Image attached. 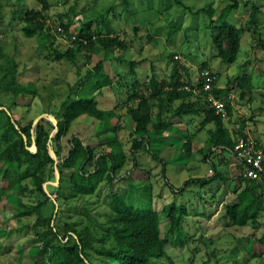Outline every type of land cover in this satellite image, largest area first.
I'll return each mask as SVG.
<instances>
[{"label":"trees","instance_id":"trees-1","mask_svg":"<svg viewBox=\"0 0 264 264\" xmlns=\"http://www.w3.org/2000/svg\"><path fill=\"white\" fill-rule=\"evenodd\" d=\"M39 1L41 7L27 8L24 0H17L8 23L17 27L25 38H43L50 47L58 35L66 37L69 40L66 49L53 48L54 60L75 67L79 82L68 86V93L56 110L45 112L36 122L35 118L27 117L31 103L16 117L17 101L27 95L33 100L37 90L32 82L19 81L18 62L0 45V93L9 97L7 106L0 103V203L11 195L18 225L13 231H0V236L16 248L19 264L26 255L36 256L41 264H157L164 258L171 261L167 252L169 244L183 247L188 240L209 244L202 237L196 239L185 233L191 219L185 205L171 202L161 212L154 209L150 171H146L143 180H135L131 175L136 170H145L141 160L149 157L161 167L164 182L174 193H182L197 183L203 187L227 181L210 158L215 151L221 155L230 153L233 158L236 138L225 126L224 112H215L208 95L219 98L230 92L233 81L219 88L216 79L209 92L184 91L183 83L191 84L193 77L188 63L176 60L174 55L168 77H161L152 69L144 80L138 67L145 60H126L121 55L116 60L104 57L89 68L93 54L121 52L128 49L127 41L107 22L95 29L89 22L71 39L69 23L51 26L47 16L49 5L46 0ZM169 1L192 17L202 18L199 26L209 36V39L205 37L211 43L212 56L228 65L236 62L241 47L243 29L228 20L240 2L251 4L246 30L252 36L259 30V8L252 0H228L219 10L208 5L195 11L183 0ZM123 2L129 4L128 0ZM104 64H108L112 75ZM81 66H87L82 77ZM203 69L210 71L208 62L202 61L199 71ZM234 87H238L244 98L253 86L246 75H238ZM109 95L113 102L104 107L100 101ZM229 104L225 106L227 113ZM124 116L133 123L126 142L120 136ZM195 118H201L199 131L213 125L206 131L210 146L202 158L205 163L210 162L213 173L209 177H190L176 189L166 175L171 162L162 152L166 144L179 139V136L169 137L176 125ZM91 123L96 125V132L105 136L104 140L88 137L76 127ZM243 129L244 125L235 136L247 138ZM196 130L180 132L186 155L191 154L192 143L198 139ZM256 144L264 152L258 141ZM236 166L239 174L233 181L235 198L222 205L220 216L225 228L257 223L264 214V178L245 179L240 166ZM55 172L59 174L58 184L50 185L55 181ZM64 214L72 221L62 223ZM162 225L166 232H162Z\"/></svg>","mask_w":264,"mask_h":264},{"label":"rangeland","instance_id":"rangeland-1","mask_svg":"<svg viewBox=\"0 0 264 264\" xmlns=\"http://www.w3.org/2000/svg\"><path fill=\"white\" fill-rule=\"evenodd\" d=\"M46 1L49 5L47 16L50 25L58 27L60 24L69 23L68 31L72 36L71 39H74L78 31L89 22L92 24V29L102 27L107 22L116 29L118 36L127 41L128 49L121 52L119 50L114 53L110 50L105 54L101 51L93 54L89 68L104 57L116 60L121 55L126 60H145L138 67L139 74L144 77V80L151 75L152 69L159 76L168 77L173 65L171 56L174 55L176 60L188 63L187 66L193 77L191 83H197L196 79L202 61L208 62L210 71L216 74V84L219 88L233 81L230 91L233 93L229 104L230 112L224 111L226 128L237 140L241 138L239 135L235 136L237 129L244 125L243 132L258 141L264 148V46L261 44V42L264 43V0H252L259 8V30L254 36L246 30L251 4L240 2L238 9L229 14V22L243 29L240 51L236 62L232 65L212 56L209 36L203 33L202 26H199L202 18L192 17L187 10H182L172 1L128 0V5L124 4V0ZM226 1L228 0H183L185 5L194 11L208 5L219 10ZM24 4L27 8L41 7L39 0H24ZM0 5V45L18 62L19 81L32 82L37 90V96L33 100L27 95L24 99L20 98L17 101L19 108L15 109L16 117L22 111L27 110L24 106L31 103L27 117H33L36 121L45 116V112L56 110L66 97L68 86L79 82L75 67L66 61L54 60L53 48L66 49L69 40L58 35L53 46L50 47L43 38H25L17 27L13 28L8 23L13 6H17V0H0ZM144 21H147L145 25L139 26L140 22ZM136 27H140L137 32L134 31ZM81 57L79 58L80 63L83 61ZM104 67L112 75L108 64H104ZM86 68L87 66H81V77L86 72ZM238 75H246L253 86L244 98H241V91L238 87L237 89L234 87ZM112 102V95L100 101L104 107L110 106ZM0 103L7 106L9 97L0 93ZM48 118L53 120L51 115ZM53 121L56 124L55 120ZM200 121L201 118L185 119L177 124L169 137L179 136V139L166 144L162 152L163 157L171 162L167 166L166 175L170 184L176 189L182 187L184 181L190 177H209L213 173L210 172V162L205 163L202 160L210 146L206 131L213 125H208L199 131ZM121 122L124 129L120 132V136L126 142L127 135L133 129V123L128 116H124ZM76 127L85 131L88 137L98 140L105 138L100 132L95 131V124L91 123L87 126L80 124ZM189 130L191 133L196 130L197 140L200 141L196 139L193 141L191 154L187 156L184 153V140H181V137ZM211 156V162L217 164L218 169L226 175L227 181H216L203 187L197 183L190 185L182 193H174L166 186L161 175V167L149 157L141 160L145 170H136L131 175L135 180H143L147 176L146 171H150L154 209L161 212L162 208L171 202L185 205L189 209L191 218L187 222L185 233L189 237L195 236L196 239L202 237L209 243L204 244L199 240L194 243L188 240L190 242L183 247L169 244L167 252L171 261L164 258L158 260L157 264H264V214L260 215L257 223H249L242 228L231 225L227 228L223 226L220 220L222 205L232 202L235 198L232 193L233 181L239 174V168L230 153L224 152L221 155L215 151ZM182 165L185 166L182 167ZM129 167L128 165L127 168ZM58 181L59 179L55 177V181L49 184L56 185ZM119 186L122 187V184ZM114 187L118 186L115 184ZM44 188L46 189V184ZM105 191L106 188L103 189V193ZM68 193L69 191H66V196ZM54 198L55 195H52V201ZM53 203L57 205L56 201ZM63 209L66 212V209ZM61 220L62 223L72 221L66 214ZM17 226L15 203L8 194L7 199L3 198L0 203V231H13ZM166 230L162 225V232ZM0 243V264H19L16 248L1 236ZM21 264H41V260L36 256L26 255Z\"/></svg>","mask_w":264,"mask_h":264},{"label":"built area","instance_id":"built-area-1","mask_svg":"<svg viewBox=\"0 0 264 264\" xmlns=\"http://www.w3.org/2000/svg\"><path fill=\"white\" fill-rule=\"evenodd\" d=\"M216 79L217 77L209 70L203 69L198 73L197 83H183L181 89L194 94L199 93L200 90L209 92L212 91L213 83ZM232 98V92L225 93L219 98H215L211 94L208 95L211 107L216 113H223L226 103L231 102ZM232 155L236 164L240 166V173L245 179L259 181L264 178V152L254 139L250 137L238 138L234 143Z\"/></svg>","mask_w":264,"mask_h":264},{"label":"water","instance_id":"water-1","mask_svg":"<svg viewBox=\"0 0 264 264\" xmlns=\"http://www.w3.org/2000/svg\"><path fill=\"white\" fill-rule=\"evenodd\" d=\"M37 120H38V119H37ZM37 120H36V121H37ZM36 121H35V122H36ZM52 157H53L54 159H56L54 155H52ZM56 179H57V180L59 179V174H58V172H56Z\"/></svg>","mask_w":264,"mask_h":264},{"label":"crops","instance_id":"crops-1","mask_svg":"<svg viewBox=\"0 0 264 264\" xmlns=\"http://www.w3.org/2000/svg\"><path fill=\"white\" fill-rule=\"evenodd\" d=\"M233 159V158H232Z\"/></svg>","mask_w":264,"mask_h":264}]
</instances>
